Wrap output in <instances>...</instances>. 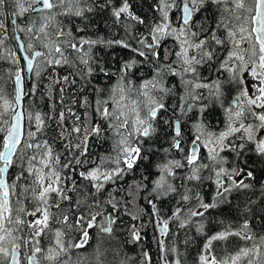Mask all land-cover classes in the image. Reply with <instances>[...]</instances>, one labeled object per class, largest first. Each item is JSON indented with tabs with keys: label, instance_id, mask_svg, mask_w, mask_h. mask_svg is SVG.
<instances>
[{
	"label": "snow or ice",
	"instance_id": "6c2138e0",
	"mask_svg": "<svg viewBox=\"0 0 264 264\" xmlns=\"http://www.w3.org/2000/svg\"><path fill=\"white\" fill-rule=\"evenodd\" d=\"M96 7L110 9L115 23L124 27V38L78 36L85 29L74 32L65 23L87 20ZM152 11L148 22L132 10L130 0H0V60L14 66L8 73L12 91L0 86V264H85L72 254L89 243L92 230L99 240L88 264H108L103 242L112 236L120 201L111 194L102 200L101 194L148 158L145 144L157 134L161 112H172L163 121L171 134L151 193L154 200L179 199L167 217L153 199L147 201L159 236L160 264H183V253L166 242L173 222L180 229L195 224L196 232L206 235L204 224L194 218L227 204L233 191L253 187L247 181L255 175L243 158L253 151L264 157V0H154ZM136 25L145 31L137 34ZM19 33L27 34V42ZM9 39L16 42L15 49L6 47ZM97 45L118 46L132 55L111 71L94 58ZM145 65L151 74L137 76ZM64 66L75 71L61 77L56 68ZM46 69H52L46 85L50 110L34 104L25 108V97L36 94ZM33 74L36 82L26 89ZM97 75L112 83L95 85ZM77 76L85 85L93 84L95 97L73 96L66 103L67 87L77 83ZM172 79L178 85L169 87ZM177 87L182 93L169 109L166 98L175 96ZM77 104L82 113L74 109ZM209 104L222 110L223 122L216 130L203 119ZM189 113L197 117L186 140L181 117ZM93 140L109 147L93 152ZM225 151L234 154L230 167L225 166ZM181 169H186L179 177L183 192L174 182ZM204 180L215 186L210 202L188 186ZM125 212L139 219L127 207ZM231 237L244 244L217 255L214 242ZM141 239L140 227L131 225L127 242ZM141 255L140 264H151L147 251ZM196 264H264V235L257 236L248 219L236 229L228 224L206 236Z\"/></svg>",
	"mask_w": 264,
	"mask_h": 264
},
{
	"label": "rangeland",
	"instance_id": "374dc122",
	"mask_svg": "<svg viewBox=\"0 0 264 264\" xmlns=\"http://www.w3.org/2000/svg\"><path fill=\"white\" fill-rule=\"evenodd\" d=\"M89 14L90 13H88V16H90ZM208 14L211 15V13H208ZM88 21H89L88 19L87 20H83V22H88ZM69 23L72 25V23L69 22V21L66 24H68V26H69ZM76 29H73V31L75 32ZM83 34H84L83 32H77L76 33V35H78V36H81V35L83 36ZM25 35H26V38H27V34H25ZM103 38L104 39H108V37H106L105 35H104ZM168 43L170 45L171 41H169ZM13 46H15V45L13 43H11L10 40L6 41V47L7 48H13ZM108 48L109 47H106V46L99 47V45H97L93 49L94 58L104 64V62H103L104 60H103V57L100 55V51L105 52V51L108 50ZM5 55H7V54L5 53ZM5 61L4 60H0V77H2V79H0V86L4 87L7 92H11L12 91V82L8 79V73H9L10 70L14 71V66L12 65V62L10 60L5 59ZM3 67H4V69H3ZM64 67H66V69H65L66 73H71V72L75 71L73 68H71L69 66H64ZM50 70L51 69H46L45 71H43V73H42V75L40 77V80H39L38 90H43V91L46 90L47 91L46 85L49 82V79H48L49 75H47V74H49L48 71H50ZM110 70L111 71H115L114 69H110ZM203 71L205 72V74H207V69H204ZM141 74H143L145 76L150 75L151 74L150 67L145 65L142 69L138 70L137 73H136L137 76H140ZM77 79H80V78L77 76ZM93 79H94V81L96 83L98 81L100 84L108 82L107 79H104V81H103L102 78L99 75L94 76ZM110 83H112L111 79H109L108 83L103 84V85H106L105 87H107V85L110 84ZM173 84H177L178 85V81H176L175 79H172V80L169 81L168 86L171 87ZM177 89H176V95L175 96H169V97L166 98L165 102L169 106V109H171L173 104L178 102V98H179L178 95H180L182 93V89H180L179 87H177ZM32 98H33L32 96H27L26 101L29 104V106L32 105L31 102H30ZM169 100L171 101V103H170ZM205 103H208V101H205ZM213 110H216V111L222 113V110L219 109L218 106H213L212 104H209V107H208L207 111L205 112V114H210V115L214 114V113L217 114ZM167 112H161L160 121H159L160 126H162V124H163V117H164L163 115L166 114ZM169 113L172 114L171 111ZM205 114H204L203 119L205 120L206 123L209 124V122L206 119L208 117V115H205ZM189 117H190V119L192 117L196 118L197 117V113H189L188 116L183 117V118L184 119L188 118L187 121H189ZM187 121H186V123H187ZM218 122H219L218 121V117L214 116L213 123L211 125L210 124L209 125L213 126L214 129L216 130L217 127L222 125V122L221 123L219 122V124H218ZM187 125H191V124H187ZM159 128L160 127H158V129ZM190 128H191V126H190ZM156 135L154 137H152L151 140H149L145 144V149L146 150L144 152V155L147 156L148 158L145 159V160L139 161V162L146 161V160L150 159V157H154L153 159H155V160L157 159L156 160L157 163L156 162L153 163L154 164L153 168H154V174H155L154 177L155 178L152 177L146 183V182L142 181L143 175H137L135 177L136 179L134 181H131L130 183H128L127 191H125L122 188L123 182L127 178V176L130 175L132 170L128 171L124 175L123 179L117 180V181H120L122 183L121 184L122 186H118V185L111 186V185H109V186L106 187V189L104 190V192L101 194V197H100L102 200L107 199L109 197V194L112 195V191L114 189V186H116V188H118L120 190L119 191L120 192L119 193L120 194V197H119L120 198L119 199L120 200V205H119V211H118L119 213L118 214H120L121 216L125 217V222L128 223L129 227L131 225H133V223H138L140 226L142 224L143 227H150V228L155 227V226H153V225H155V217L152 215L151 205H149L147 201L149 199L154 198V194L151 193V188H152V181L155 180L157 178V175H158L156 165L158 163H160L165 158L164 155L161 154L159 150H157V145L154 144V142L157 139ZM154 138H156V139H154ZM108 147H109V144H107L106 149ZM149 147H151V151L147 150ZM102 152H104V151H102ZM158 155H160L159 158H155ZM245 155L249 156V155H256V154L253 151V152H246ZM222 156H224L225 160L227 161L226 165L227 164L232 165V163H233L232 160L234 161V159H235L233 153L225 151V152L222 153ZM261 158L264 160V157H261ZM139 169H141V166H139L138 171H139ZM181 170H178V178L174 182L177 185V187L179 188V190L181 192H183L184 189L180 187L181 180H180L179 177L185 175L186 173L185 172H181ZM15 171L16 170L14 169L13 172H15ZM208 174H209L208 172H204L203 173V175H205V176H207ZM204 181L211 182L209 180H204ZM137 184H140V186H141L139 190L136 187ZM262 184H264V178H263V181H262L261 185ZM144 185H147V187H144ZM188 186L193 189V193L199 192L200 195H201V188L199 187L198 182L193 181ZM206 187H207V190H209L212 187V185L211 186L206 185ZM253 188H254V186L250 190H253ZM214 191H215V187H214V190L211 189V190H209V192L207 191L209 193V195H211V198H212V196L214 194ZM72 195H73V197L75 199V194H72ZM170 197L172 199H170V201L168 203L169 209H167V208L165 209L164 204H163L165 202L164 200L163 201L158 200L159 203L162 205V210H160L159 206L157 205V207L159 209V212L161 211L160 212L161 216H164V217L170 216L172 211H173V209H174V205H176V201L179 199V196H170ZM255 198H256V200L254 201V205H257L261 200H263L264 196H262L261 192H258ZM195 203H196L195 200H193L191 202L192 205H194ZM145 204H147L148 207H146L147 205L145 206ZM125 207H127V209L130 212L134 213V214L135 213H139V219H137L135 221L132 220L131 216L126 214ZM108 209H110V211H112L110 206H108L107 210ZM260 213H262L264 215V206H263L262 210L260 211ZM212 217L215 218V219H211V221L213 223V227L211 226V227H209L208 230H204L206 235L198 234L196 232V225H194V224H190L189 226H187V227H185L183 229L176 228L177 224L175 222H173L170 225V233L166 237V242L169 244V246H172V245L177 246L179 248L180 252L183 253V255L181 256V259L184 262L183 264H185V263L186 264H190L191 261H189V260L192 257L197 259L198 258V254L200 253V251H201V249L203 247V244L205 242V241L203 243L200 242L199 246H197L198 244H195L194 241L192 243H190V242L185 243V240H184V235L185 234H187V233H190V234L196 233L197 235L203 236L204 239H206V236L212 235L213 233L218 232L217 230L216 231L213 230V228H216V229L218 228V230L220 231V229L222 230L223 227L227 226L228 224H231L233 229H236L243 222V221H241V223L237 225L236 222H234L235 219H232V218H230L231 221L229 220V222H225V221L221 220L219 214H217L216 217L214 215ZM232 217H234V215H232ZM258 217L259 216H257V218H255V222L253 224L249 220L250 227H251L252 231L257 234V236L264 235V222L262 221V220H264V216L263 217L261 216L262 217L261 219L258 218ZM194 219L196 221H198V222H202L204 224V228L206 227L205 221H202V218L197 217V218H194ZM221 221L223 223H221ZM125 222H124V224H127ZM119 225H121V224H119ZM151 226H153V227H151ZM114 233L115 234L112 235L111 237H104V242H103V247L109 249V251L106 254V259H107L108 264H119L120 260H125V259L128 262V258H129L128 264H131V258L132 257L130 256L129 251L124 248V246L122 244V238L118 235L117 232H114ZM157 237L159 238V236H157ZM98 240H99V237L91 236V239H90V241L88 243L89 245H88L87 251L84 252V253H74L73 252L72 259L75 260L77 257H80V258L84 259L85 264H88V262L93 258L94 250L97 247ZM123 243H124V239H123ZM214 243H215V248H216V254L217 255H223L225 250L234 251L236 247L243 245L244 241L239 240L237 237H231L227 242L221 241V242H214ZM116 253H119V255H116ZM133 257L134 258L136 257L138 259V257L142 258V255H141V253L138 254V252H136Z\"/></svg>",
	"mask_w": 264,
	"mask_h": 264
},
{
	"label": "trees",
	"instance_id": "16d2710c",
	"mask_svg": "<svg viewBox=\"0 0 264 264\" xmlns=\"http://www.w3.org/2000/svg\"><path fill=\"white\" fill-rule=\"evenodd\" d=\"M99 2L103 3V0H99ZM113 2L118 3L119 0H113ZM130 2L132 4V10L137 15L143 17L146 21L151 22L153 15H155V13L152 11V5L154 3V0H130ZM89 15L90 16H88L89 17L88 22H83V20H81V19L72 18L73 20L71 19L72 21H70L72 23V25L69 23V27H71L72 30L76 29V28H84L85 31H83V33H84L83 36H87V37H90L93 39L98 38V37H104V35L106 37H108V39H121V38L125 37L126 33H125L123 25L115 23L114 18L111 16L110 9H102L100 7H96L95 10L92 13H90ZM208 15H210V14H208ZM66 21L68 22L67 19L65 20V23H67ZM135 31L137 34H139L140 32H144L145 29L142 25H136ZM130 42L133 43V45L135 46V41H130ZM99 47H101V45H99ZM100 55L103 57V60H104L103 62H104V65L106 67L116 70L119 68L121 61L124 59H128L132 55V53H130L129 51L122 49L118 46H112V47H109L108 50L105 52L100 51ZM65 69H66V67H61L59 69V71H60L58 73L59 76L62 77L64 75L69 74V73L65 72ZM51 72H52V69L50 71H48L49 74ZM49 74H47V75H49ZM99 76L102 78L103 81H104V79H107L109 82L108 78H105L102 75H99ZM75 78L77 80V83L75 85H70L67 87V91L65 93V102L70 103L73 96H75L77 99H81L83 96H88L89 100L94 99L95 92L93 90V84L85 85L84 81L77 79V77H75ZM93 81H94V79H93ZM108 82H106V83H108ZM106 83L100 84L98 81H97V83L94 81V84L97 86H100V87H105L106 85H103V84H106ZM59 87L60 86H56V91L54 93L56 100H57V108L58 109H59ZM82 87H83V91H80V89ZM46 93H47L46 90H44V91L38 90L37 93L34 96H32L33 98L30 101L31 104H34L39 110L44 111V112H48L50 110V105L52 103V101L49 100L48 95ZM73 107L77 112H80V113L83 112V109L80 108L79 104L73 105ZM215 112L217 114H215V113L211 114V115L205 114V115H208V117L206 118L207 121L213 123L214 116H217L218 121L221 123L222 119H223L221 113L216 111V110H215ZM165 119H168V118L164 116L163 121ZM49 133H50V135L54 134L52 129H49ZM168 133H169V130L165 126V124L163 123L162 127H160L158 129V132L156 135L157 139L155 138L157 145H159V143H163V141H165V139H167ZM169 135H170V133H169ZM56 147H57V151L62 150V146L60 144H57ZM106 147H107V144H104L101 147L97 141L93 140V148H92L93 152L105 151ZM153 158L154 157H151L150 159H148L146 161L138 162V164L135 166V168L131 171V173H130L131 176L130 175L127 176V178L123 182V186L122 185H119V186H122L123 190L127 191L128 183H130L131 181H134L136 179L135 177L137 175H143L142 181L147 183L148 180L151 179L152 177H154V175H155L153 163L154 162L157 163V161H156L157 159L155 160ZM155 158H159V155L156 156ZM245 160L247 161L246 166L249 167L250 170L253 171V173L255 175V179L251 181L252 185L254 186L253 190H250L248 192H244L241 194H236L235 195L236 197H234L232 202L230 204L228 203L226 206L222 207L220 209V211L217 213L220 215V218L222 221L229 222V220L231 221L230 218H232V219H235L234 222H236L237 225L240 224L241 221H243L244 219L250 220L251 223L253 224L255 222V218H257V216H259L258 218H260V219L264 216L262 213H260V211L262 210V208L264 206V198L257 205H254V203L251 205H248V201L249 200L255 201L256 200L255 197H256L257 193L261 192V183H262L263 178H264V160L258 155L245 156ZM139 166H141V169H139V171H138ZM145 177H147V179H145ZM119 191L120 190L118 188H116V186H114V189L112 191V195L116 199H118L120 197ZM146 205L147 204H145V206ZM158 205H159L160 210H162V205L159 202H158ZM175 206L176 205H174V207ZM246 206L251 208L250 212L244 211ZM146 207H148V205ZM232 215H234V217H232ZM262 221L264 222V220H262ZM127 228H128V223L127 224L121 223V225L116 224L113 228L114 229L113 232H117V233L120 231L124 232V234L122 233L123 235L120 237L122 238V244H123L125 249L127 246V240L125 239V237H126L125 231H127ZM176 228H178V226ZM114 234L115 233H113L112 235H114ZM123 239H124V243H123ZM184 240L185 241L188 240V242H190V243H192L194 241L195 244H198L197 246L200 245V242L203 243L205 241L203 236L197 235L196 233L185 234ZM138 252L142 253V250L139 249ZM154 253L155 252H152V257L153 258L155 257V260H156L157 256H156V254L154 255ZM129 254L132 258H134L133 255L131 254V252H129ZM132 258H131V261L133 260ZM128 262H129V258H128ZM154 263H155V261H154Z\"/></svg>",
	"mask_w": 264,
	"mask_h": 264
},
{
	"label": "flooded vegetation",
	"instance_id": "af4514ba",
	"mask_svg": "<svg viewBox=\"0 0 264 264\" xmlns=\"http://www.w3.org/2000/svg\"><path fill=\"white\" fill-rule=\"evenodd\" d=\"M74 19H77V18H74ZM22 23L24 22L23 20L21 21ZM19 35L21 36V39L22 40H24L25 42H27V38H26V35H25V33H19ZM10 41H11V43H13L15 46H13V49H15L16 48V42L14 41V40H11V39H9ZM22 62V61H21ZM61 68V67H60ZM59 67H57L56 68V73H59L60 71H59V69H60ZM32 82H36V77H35V75L33 74L32 75V77H31V82H28L27 80H26V89H27V87L28 88H30L31 87V83ZM178 90V89H177ZM26 99H27V97H25V99H24V101H23V104H24V106H25V108H27L28 106H29V104L27 103V101H26ZM170 101V100H169ZM174 102V101H173ZM28 105H27V104ZM170 103H171V101H170ZM213 111H215V110H213ZM170 111H168L166 114H164V116L165 117H167L168 119L169 118H172V114H170L169 113ZM221 115H222V118H223V114L221 113ZM181 119H183L182 120V122L184 123V128H185V139L187 140L188 138H189V135H190V125H187V124H191V121H192V119H193V117L190 119V117H189V121H187V119L188 118H186V119H184L183 117H181ZM186 121H187V123H186ZM222 122H223V119H222ZM209 124L211 125L212 123L211 122H209ZM166 126V125H165ZM158 127H162V126H160V124H158ZM167 127V126H166ZM212 127V129L213 130H215L214 129V127L213 126H211ZM169 130V133L171 134V132H170V129H168ZM169 133H168V136H167V139H165V141H163V143H159V145H157V143H156V141L154 142V144H156L157 145V150H159L160 151V153L161 154H163L164 155V157H165V153L163 152V148H165V147H168V138H169ZM49 136H51L50 135V133H49ZM155 139V138H154ZM172 155H174L176 158H179V153H173ZM160 156V155H159ZM245 156H247V155H245ZM245 156H244V160H245ZM151 158V157H150ZM169 158H171V156L169 157ZM229 162V161H228ZM232 162H234L233 160H232ZM225 166L226 167H230L231 165L230 164H225ZM249 170H250V168L249 167H247ZM14 170V169H13ZM185 171V173H186V169H182L181 170V172H184ZM205 172H207V171H205ZM251 181L252 180H249V181H247L248 183H251ZM252 184V183H251ZM109 185H111V186H113V185H121V182L120 181H116L114 184H108L107 186H109ZM198 185H199V187L201 188V197H203V199L206 201V202H210L211 201V195H209V190H214V185L211 183V182H208V181H203V182H198ZM206 185H208V186H211L212 185V187L209 189V190H207V187H206ZM106 186V187H107ZM208 191V192H207ZM248 191H250V189H247V190H236V191H233L231 194H230V196H229V199H228V203L230 204L231 202H232V200L234 199V197H236L235 195L236 194H241V193H244V192H248ZM212 192V191H211ZM74 198V197H73ZM120 198H118L117 200L118 201H120L119 200ZM153 200H154V198H152ZM167 199V200H166ZM170 199H172L171 197H167V198H163L161 201H165L163 204H164V207H165V209L167 208V209H169V207H168V203H169V201H170ZM230 201V202H229ZM154 202L158 205V200H154ZM227 203V204H228ZM227 204H224L223 206L222 205H220L219 207H217V208H215V209H210L206 214H205V216L202 218V221H205V225H206V227L204 228V230H208L209 229V227H213V223H212V221H211V219H215V218H213L212 216L214 215L215 217H216V215H217V213L220 211V209L222 208V207H224V206H226ZM159 206V205H158ZM151 210H152V208H151ZM108 211H110V209H108ZM161 212V211H160ZM119 212H117V213H115L114 215H116L117 216V222H116V224L117 225H119V224H123L124 222H125V217H123V216H121L120 214H118ZM141 221V220H140ZM127 223V222H126ZM116 224H114L113 225V228H114V226L116 225ZM133 224H135V225H137L138 227H140V230H141V237H142V239H141V241L140 242H138V243H135V244H133V243H128L127 242V246H126V250H129V252H131V254L134 256L135 255V253L136 252H138L139 251V249H141L142 250V252L143 251H147L148 253H149V255H150V257H151V264H160V251H159V248H158V244H157V239H158V233L156 232V229H155V227H153V226H155V225H153V226H151V227H153V228H150V227H143V225L141 224V226L138 224V223H133ZM128 229H129V226H128V228H127V232H126V237H125V239L128 241ZM213 230H217V231H219L218 230V228L216 229V228H213ZM221 230V229H220ZM213 232V231H212ZM114 233V232H113ZM112 233V234H113ZM124 234V232L123 231H120V232H118V235L119 236H122L123 234ZM91 236H93V237H98V235H97V231L96 230H92V232H91ZM139 244V245H138ZM141 244V245H140ZM88 245L89 244H87V245H85V247L84 248H81V249H75V250H73V252L74 253H84V252H86L87 251V248H88ZM140 246V247H139ZM157 248V249H156ZM78 250V251H77ZM152 252H155L154 253V255L156 254V260H155V257L153 258L152 257ZM138 254H139V252H138ZM141 257H138V259L135 257V258H133V260L131 261V264H140V261H141ZM182 260V259H181ZM154 261H155V263H154ZM189 261H191L190 262V264H196V261H197V259L196 258H194V257H192ZM183 262V261H182ZM184 263V262H183ZM186 264V263H185Z\"/></svg>",
	"mask_w": 264,
	"mask_h": 264
},
{
	"label": "bare ground",
	"instance_id": "6f19581e",
	"mask_svg": "<svg viewBox=\"0 0 264 264\" xmlns=\"http://www.w3.org/2000/svg\"><path fill=\"white\" fill-rule=\"evenodd\" d=\"M5 61V60H4ZM6 62V61H5ZM5 67V66H4ZM4 67H3V69H4ZM5 72V71H4ZM49 79V78H48ZM47 79V80H48ZM28 88V87H27ZM179 96V95H178ZM27 104V103H26ZM28 105V104H27ZM183 120V119H182ZM191 126V125H190ZM185 172V171H184ZM155 178V177H154ZM190 206V205H189ZM195 225V224H194ZM127 232V231H126ZM130 244V243H129ZM229 250V249H228ZM78 251V250H77Z\"/></svg>",
	"mask_w": 264,
	"mask_h": 264
}]
</instances>
